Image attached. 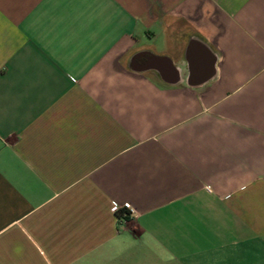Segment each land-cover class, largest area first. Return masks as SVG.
Instances as JSON below:
<instances>
[{"label":"crops","instance_id":"0c3cea01","mask_svg":"<svg viewBox=\"0 0 264 264\" xmlns=\"http://www.w3.org/2000/svg\"><path fill=\"white\" fill-rule=\"evenodd\" d=\"M134 251L264 264V0H0V264Z\"/></svg>","mask_w":264,"mask_h":264},{"label":"rangeland","instance_id":"374dc122","mask_svg":"<svg viewBox=\"0 0 264 264\" xmlns=\"http://www.w3.org/2000/svg\"><path fill=\"white\" fill-rule=\"evenodd\" d=\"M140 257L138 256V254H136V252L134 251L132 253V261H131V264H140Z\"/></svg>","mask_w":264,"mask_h":264},{"label":"built area","instance_id":"2783aa9c","mask_svg":"<svg viewBox=\"0 0 264 264\" xmlns=\"http://www.w3.org/2000/svg\"><path fill=\"white\" fill-rule=\"evenodd\" d=\"M123 207L125 210H129L131 212V214H133V215L136 214L135 210L133 209V207L130 203H125Z\"/></svg>","mask_w":264,"mask_h":264},{"label":"trees","instance_id":"16d2710c","mask_svg":"<svg viewBox=\"0 0 264 264\" xmlns=\"http://www.w3.org/2000/svg\"><path fill=\"white\" fill-rule=\"evenodd\" d=\"M124 214H126L125 212L124 213H122V215H124Z\"/></svg>","mask_w":264,"mask_h":264}]
</instances>
